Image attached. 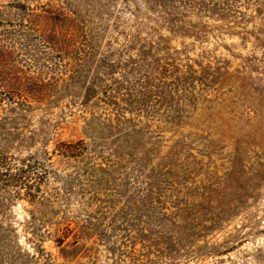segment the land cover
Returning a JSON list of instances; mask_svg holds the SVG:
<instances>
[{
	"label": "rangeland",
	"instance_id": "1",
	"mask_svg": "<svg viewBox=\"0 0 264 264\" xmlns=\"http://www.w3.org/2000/svg\"><path fill=\"white\" fill-rule=\"evenodd\" d=\"M0 264H264V0H0Z\"/></svg>",
	"mask_w": 264,
	"mask_h": 264
}]
</instances>
